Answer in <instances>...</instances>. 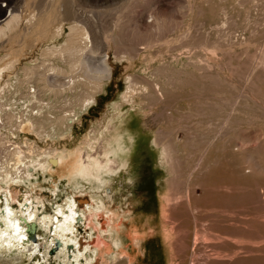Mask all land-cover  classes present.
Returning <instances> with one entry per match:
<instances>
[{
	"label": "rangeland",
	"instance_id": "374dc122",
	"mask_svg": "<svg viewBox=\"0 0 264 264\" xmlns=\"http://www.w3.org/2000/svg\"><path fill=\"white\" fill-rule=\"evenodd\" d=\"M69 2L89 16L93 46L66 57L67 28L65 38L55 40L28 34L32 10H49L52 0H0V27L10 13L22 20L0 39V69L8 68L0 86L11 85L0 100V157L6 153L1 145L12 150L10 141L25 157L66 152L53 175L55 199L39 176L37 213H54V203L72 191L98 196L122 231L109 227L111 249L100 252L97 264H264V0ZM56 46L63 60L52 55ZM83 61L90 72L103 65L111 75L99 89L81 79L72 89L60 88L67 76L82 77ZM48 63L66 73L47 71ZM129 76L159 84L166 103L139 99L114 112ZM33 89L36 97L27 103ZM88 96L96 102L80 110ZM44 104V117L35 121L42 128L34 124V132L11 135L15 114L9 110L23 118ZM115 113L121 121L107 144L118 135L128 139L126 166L113 165L104 184L68 182L76 157L84 159L86 143ZM94 144L90 154L101 160L102 145ZM107 216L103 211V225ZM77 229L82 243L96 237L90 228ZM55 252L29 261L0 250V264H59Z\"/></svg>",
	"mask_w": 264,
	"mask_h": 264
},
{
	"label": "bare ground",
	"instance_id": "6f19581e",
	"mask_svg": "<svg viewBox=\"0 0 264 264\" xmlns=\"http://www.w3.org/2000/svg\"><path fill=\"white\" fill-rule=\"evenodd\" d=\"M35 9L38 10L37 13H35V11L33 12V10L30 13L32 15L31 20L28 22L30 26L28 34H41L42 37H48L50 40H55L63 38L67 28L69 33L66 36L69 37L68 42L72 44L71 46L66 45V57L84 51L81 50V48H89L88 51H92L90 48H92L93 42L89 37L88 31H86L87 25L89 24V16L83 15L82 12L69 2V0H52V7H50L49 10L42 11L40 8V10L38 8ZM21 22L22 20H19L18 15L10 13L5 25L0 27V39L4 38L7 33L10 34L15 31ZM79 35L81 39L80 41L78 40ZM79 43L82 45L80 48H78ZM114 43L116 47L119 44L117 41H114ZM55 49L56 50L55 52H52V55L58 54L60 56L59 59L63 60V48L61 46H56ZM52 50L54 49H51V51ZM106 57L108 58V55H104L102 59L105 60ZM60 62L66 63L65 61ZM82 63L85 64L84 61ZM82 66L84 67V65ZM85 66L86 67L82 68V77L75 78V76L73 77L72 75H69L67 76V81H63L62 83L59 82V87L63 89H72L76 84L80 83L79 81L81 79V81H86L89 84L92 83L95 85L96 89H99L105 79L111 75V73H107L108 75H106L104 70L105 67H102L103 65L92 68V72H90L91 69L87 66V63ZM46 68L47 71L50 72L59 70L54 67L52 63H48ZM71 70L73 71L74 67H72ZM7 71L8 68L0 69V80L4 78V74ZM59 72L61 75L66 73L62 70H59ZM95 82L96 84H94ZM9 85V82H5L2 87L0 86V100L1 97L3 98V93L5 94L4 88L6 89ZM125 88V92L120 96V102L113 106L114 112H118L123 106V103L132 108L134 103L139 101V99L142 100L140 103H158V105H163L167 101L164 96V88L162 87V89L159 84L153 83L151 80H144V82L140 83L137 79L134 80L129 76L126 79ZM28 95L29 96L25 101L30 103V99L36 97L35 90L33 89ZM95 102L96 101L92 96H88L82 103L80 110H86ZM44 107H46V104H44L42 108H38L34 111L35 114L31 111L28 116L23 118L20 115L18 116V114L14 113L12 110H9V114H15V118L10 120V124L8 125L14 126L11 135L17 136L20 132H34L35 121L44 117V115H42ZM29 111L30 110L27 112ZM119 113H115L114 117L107 119L106 125H104L102 131L97 135L98 138L94 137L92 142L90 139V141L86 143V149L84 150L85 155L83 154L84 159L79 156L76 157L72 169L66 177L68 182L72 178L78 177L84 181L89 182L93 179L99 184H104V182H106L103 177L104 175L113 174L116 169L126 166L127 154L129 153L128 139H124V136L118 135L114 141L111 140L112 142L107 144L111 130L116 129L119 123L118 121H121ZM68 116L65 119L66 123L67 121H70ZM166 116L168 117L172 115L168 114ZM68 124L70 125L71 123ZM4 126V118L1 115L0 130L4 129ZM37 126L42 128L40 125ZM94 142H99L102 145V149L100 150L104 154H102L103 157L100 156L102 158L101 160L93 158L90 154L91 150L94 149ZM10 143H12V150H10L11 146L9 147V145L4 147V144L1 145L6 153L0 157V250L3 253H14L18 256L25 255L29 261L37 260L38 257H41L39 255L40 253L42 254L43 259H47L49 251L51 250L52 254L55 250L54 258L58 259L60 262H58L59 264L99 263V259H101L99 257L100 252L103 250L104 252H107L108 249H111L110 244L106 241V239L110 238L108 233L109 227L119 234V232L122 231L121 221L119 220V222L117 220L119 222L118 224L114 222V214L109 215V211L106 210L103 201L94 193L85 195L72 191L70 195L65 196L63 200L64 204L63 202L56 204V202L53 201L55 202L54 213L53 211L50 215H46L43 212L40 214L37 213L39 209L37 204L40 202L34 197L35 193L33 192L35 188L38 187L39 176L43 178L44 182L51 184V196L55 199L58 187L57 180L53 178V175L55 174L56 169L62 166L66 158V152L65 150L58 151L53 149L42 152L37 157H25L21 147L18 145L15 146V142L10 141ZM153 143L156 144L157 142L155 141ZM3 158L9 161L2 163L1 161ZM115 164H118V166L114 170L112 166ZM63 177L64 175L62 174L61 178ZM99 188L100 187H98V189ZM103 211L108 214L105 218L106 225H103ZM32 222L35 223L34 231L36 239L32 237L33 235H31L28 230V225ZM77 228H90L94 231L96 237L95 239H91V244L90 241L85 243L81 242L82 238H86H81L82 235L80 236ZM28 233L31 236H29ZM31 238L32 243H30ZM132 238L135 239V241H139L136 237ZM56 239L61 241L60 245H55ZM115 246L116 248H119L118 251L122 253L121 246L118 247L119 245L117 244H115ZM125 259L129 263V258L126 257ZM34 264H40L39 260Z\"/></svg>",
	"mask_w": 264,
	"mask_h": 264
},
{
	"label": "water",
	"instance_id": "95a60500",
	"mask_svg": "<svg viewBox=\"0 0 264 264\" xmlns=\"http://www.w3.org/2000/svg\"><path fill=\"white\" fill-rule=\"evenodd\" d=\"M79 200H81V199H79ZM28 230H29V232H30V234L31 235H33L34 236V238H35V223L34 222H32L31 224H29L28 225ZM60 240L59 239H56L55 240V245L57 246V245H60Z\"/></svg>",
	"mask_w": 264,
	"mask_h": 264
}]
</instances>
